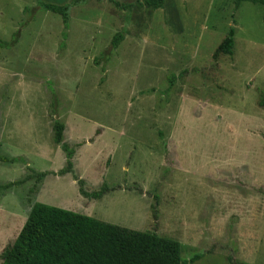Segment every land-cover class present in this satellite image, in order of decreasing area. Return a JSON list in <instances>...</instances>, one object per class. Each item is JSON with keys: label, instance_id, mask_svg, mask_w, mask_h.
<instances>
[{"label": "rangeland", "instance_id": "1", "mask_svg": "<svg viewBox=\"0 0 264 264\" xmlns=\"http://www.w3.org/2000/svg\"><path fill=\"white\" fill-rule=\"evenodd\" d=\"M263 100L262 4L0 0V264L37 203L174 239L184 264H264ZM56 120L100 199L58 174Z\"/></svg>", "mask_w": 264, "mask_h": 264}, {"label": "trees", "instance_id": "2", "mask_svg": "<svg viewBox=\"0 0 264 264\" xmlns=\"http://www.w3.org/2000/svg\"><path fill=\"white\" fill-rule=\"evenodd\" d=\"M165 0H146V6L154 9L163 7ZM264 5V0H237ZM46 11L59 14L68 28L70 7L45 5ZM235 30L231 29L215 52L219 55H233ZM124 34H117L112 47L118 48ZM264 106V100L261 102ZM65 124L56 120L54 142L66 154V167L58 174H74L85 197L100 199L108 192L107 185L100 191L88 194L85 181L74 173L75 150L65 143ZM6 161V160H5ZM200 259L195 256L189 263ZM230 261H232L230 259ZM1 264H184L181 244L157 233L141 232L100 221L93 217L62 208L37 203L29 212L21 232L12 244L1 254ZM235 264V263H232Z\"/></svg>", "mask_w": 264, "mask_h": 264}]
</instances>
